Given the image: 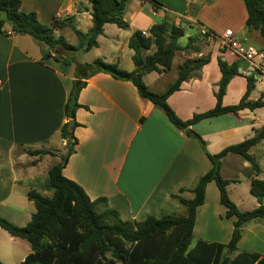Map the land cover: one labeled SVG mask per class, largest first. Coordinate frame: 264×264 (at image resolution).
Here are the masks:
<instances>
[{
  "label": "crops",
  "instance_id": "crops-1",
  "mask_svg": "<svg viewBox=\"0 0 264 264\" xmlns=\"http://www.w3.org/2000/svg\"><path fill=\"white\" fill-rule=\"evenodd\" d=\"M136 2L138 7L130 17L125 10L127 29L114 24L105 25L100 37L110 39L113 44L119 40L121 43L112 48L109 62L102 60L123 69L127 58L133 62V52L127 54L132 34L135 31L148 32L157 23L196 28L197 34L186 31V36L206 41L211 49V61L194 72L168 103L183 121L213 109L222 76L218 57L229 64L238 63L239 70L248 67L234 52L220 44L228 29L233 30L243 44L253 35L245 30L248 14L243 1L151 0V8L146 0ZM21 10L36 13L38 20L45 25L51 26L54 20L73 18L77 28L84 33L87 32L81 26L88 31L93 27L92 7L88 0H21ZM109 26L115 27L110 33ZM68 28L59 29L56 35L64 36L63 32ZM206 33L210 36H201ZM99 38V46L93 49L100 48ZM66 41L75 47L80 44V41L79 44ZM47 51L46 45L29 35L15 34L8 25L0 31V217L20 227L26 226L35 212L28 193L38 189L31 186L42 188L48 177V174L36 175L33 169L47 157L60 159L63 148L67 147L62 128L70 121L66 117V105L75 81L79 80L77 64H91L84 59L87 53L59 48L52 57L46 58ZM183 62L176 57L171 70L154 72L158 75L154 83L172 72L175 82ZM133 66L132 70L126 71H134V63ZM84 74L81 72L80 79L87 85L79 95L78 103L82 108L76 112L78 126L73 130L78 144L63 170L65 177L80 185L93 201L105 199V204L99 206L100 211L107 206L117 211L124 221L142 222L149 217L159 219L185 214V207L173 197L192 199V193L181 194V190L192 189L199 178L213 168L200 142L177 129L163 111L142 99L131 81L118 80L106 73H97L86 79ZM152 84L146 83V86L152 92L163 93L173 83L165 89H155ZM254 90L250 101L264 95L254 97ZM246 91L247 78L239 73L229 84L224 105L239 104ZM263 110H243L237 115L205 119L190 130L201 136L210 154L216 155L226 147L253 137L256 130L263 128ZM35 150H48L55 155L30 156L27 153ZM251 153L261 168L259 178L264 180V140ZM238 172L244 175L242 180L236 177ZM221 175L231 181L229 189L237 182L251 183L254 170L242 157L230 154L221 162ZM46 192L40 193L52 196V192ZM229 197L241 210L243 201ZM258 206L257 201L256 208ZM225 212L216 183H209L205 203L197 212L193 232L196 240L229 243L234 225L232 222L223 224ZM0 239L5 241L6 252L11 253L12 248L16 251V264H21L31 253L22 244L23 240L13 238L1 227ZM238 250L264 255V220L245 225ZM5 260L0 262L9 264L11 258Z\"/></svg>",
  "mask_w": 264,
  "mask_h": 264
},
{
  "label": "trees",
  "instance_id": "trees-1",
  "mask_svg": "<svg viewBox=\"0 0 264 264\" xmlns=\"http://www.w3.org/2000/svg\"><path fill=\"white\" fill-rule=\"evenodd\" d=\"M92 7L93 27L88 33L79 30L73 18L54 20L53 24H42L36 13L21 10V0H0V31L9 26L19 35H29L47 46L44 57H52L59 48L88 53L99 46L98 38L104 34L105 25L114 24L120 29H127L124 21L127 0H88ZM247 10L246 32L256 31L263 39L258 50L264 52V0H242ZM157 5L156 2H154ZM70 27L78 37L80 44L75 47L68 44L65 37L56 35V31ZM186 36L182 27L167 22L157 23L144 36L135 31L130 37L128 47L133 51L135 70L128 72L117 64L97 59L89 64H77V78L66 105V117L70 121L62 128V138L68 142L66 153L61 161L48 172L44 191L52 192L45 196L36 189L29 191L28 198L35 205L31 221L20 227L0 217V227L13 238L29 243L31 253L21 264H264V255L251 252H239L238 244L247 223L264 220V180L260 179L261 168L251 151L264 140V127L255 131V135L241 143L231 145L220 153L212 155L206 142L193 130L192 126L205 119L223 115H237L240 111L264 108V95L256 101L249 97L256 87L254 77L247 78V91L239 104L224 105V97L231 81L239 75V64H229L218 57L221 80L215 94L216 105L213 109L195 114L188 121L181 120L170 107L169 98L188 81L192 74L200 71L211 61L210 56H203L197 46V37H189L185 46L180 44ZM204 38L210 34L202 35ZM179 52L196 53L200 56L185 60L178 68L175 82L163 93L152 92L143 78L151 73H164L172 69ZM56 58V57H55ZM86 79L97 74L106 73L118 80L131 81L144 100L151 102L165 113L172 124L188 136L195 137L213 168L199 178L192 189H182L181 194L190 192L192 199L174 196L186 208L183 215H168L162 218L149 217L145 221H124L120 214L105 206H99L106 200L93 201L85 190L63 174L71 155L75 153L78 140L75 131L70 132L72 123L76 128V112L82 105L78 103L80 92L87 83L81 81L80 74ZM30 156L55 155L48 150L27 152ZM242 157L254 170L250 193L259 206L251 211H241L230 199L228 186L231 181L221 175V162L228 155ZM215 182L220 193V203L225 208V218L233 219L234 231L229 243H213L204 240L194 242V228L198 209L204 205L209 183ZM228 253H231L228 256ZM0 264H3L0 262Z\"/></svg>",
  "mask_w": 264,
  "mask_h": 264
},
{
  "label": "rangeland",
  "instance_id": "rangeland-1",
  "mask_svg": "<svg viewBox=\"0 0 264 264\" xmlns=\"http://www.w3.org/2000/svg\"><path fill=\"white\" fill-rule=\"evenodd\" d=\"M146 4L148 5L149 8H151L153 6V3L151 2V0H146ZM137 2L136 0H127L126 1V9H127V17H130V15L132 14V12H134L137 9ZM83 28V30L85 32H89L85 26H81ZM114 26H109L108 28V32H111V28H113ZM185 31L189 32L191 35L197 34V29H190L188 26H183ZM115 28V27H114ZM253 35L251 36V38L247 41H245L244 44L246 45H251L256 47L257 49L261 48L263 45V39L260 36V34L256 31L252 32ZM64 37H66V39H68L71 43H76L79 44V39H76L73 30L69 27L66 32H63ZM202 36V35H201ZM100 41V48L99 49H92L90 52H88L85 55V60H87L88 62L92 63L94 60L100 58V59H105L109 62V60L112 59V48H117L118 45H120V40L118 41L117 44H113V42L110 39H105L103 37L99 38ZM188 42V37L185 36L183 38H181L180 40V44L181 45H186ZM207 42L206 41H201L198 39V41L196 43L193 44V46H197L201 52L203 56H210L211 54V49L208 48L207 46ZM129 48V47H128ZM128 50V49H127ZM131 49H129L127 51V54L129 56V54L131 53ZM133 52V51H132ZM80 55H78L79 57ZM83 56V54L81 55V57ZM199 54L196 53H182L179 52L177 55V60H187V59H195L197 57H199ZM176 60V59H175ZM133 62L131 59L127 58V61L125 63V65L123 66V69L125 70H132L133 69ZM122 69V70H123ZM158 76L157 74L153 73L148 75L145 79L144 82L145 84L147 83L148 85L152 84L153 87L155 89H165L166 87H168V85H170L171 83H174V77L175 74L172 72L170 74H168L167 76H164L160 82L158 83H154L155 77ZM152 87V86H151ZM262 94H264V88H262V84L261 83H257L255 90H254V97H260ZM264 112V110H263ZM62 153V152H61ZM66 153V149L63 148V153L60 154V159H55V158H51V157H47L41 164L38 165L37 168L33 169L34 173L37 175H41V176H47L49 170L56 165L57 163H59L61 161V156ZM46 174V175H45ZM240 177V179H243V174L238 172L236 174V177ZM47 179V177H46ZM45 179V180H46ZM235 179V178H233ZM239 179V178H238ZM31 187H35L38 189V191H44L42 188L38 187V186H31ZM250 187H251V183L249 182H243L242 183H234V185L228 189L229 192V196H231L233 199H236L238 202L239 201H243V203H241V210L244 211H251L253 209L256 208V204H257V200L255 197H253L250 193ZM46 193H49L48 191ZM50 196V195H49ZM186 209V208H185ZM35 211V210H33ZM223 217V216H222ZM224 222L223 224H227V222H232L233 223V219H227L224 217ZM6 232V231H5ZM8 233V232H7ZM222 234H224V231H221ZM6 234V233H5ZM8 236V235H7ZM197 237L194 236V242L197 241L196 240ZM220 239H224V238H220ZM2 240L0 239V260L1 261H6L5 259L7 257L11 258L10 262H8L9 264H16L17 263V253L16 251H14V248L10 249V252H6V249H4V242H1ZM21 241V240H20ZM23 242L22 244H24V246H26V248L28 250H31L30 245L27 241L23 240L21 241ZM3 243V244H2ZM231 255V254H230Z\"/></svg>",
  "mask_w": 264,
  "mask_h": 264
},
{
  "label": "built area",
  "instance_id": "built-area-1",
  "mask_svg": "<svg viewBox=\"0 0 264 264\" xmlns=\"http://www.w3.org/2000/svg\"><path fill=\"white\" fill-rule=\"evenodd\" d=\"M144 36H148V32L143 31ZM222 48L229 49L241 61L247 63L246 69H240L239 73L245 78L254 77L257 83H261L264 87V52L258 50L251 45H245L238 40L233 30L228 29L224 32L220 39Z\"/></svg>",
  "mask_w": 264,
  "mask_h": 264
},
{
  "label": "water",
  "instance_id": "water-1",
  "mask_svg": "<svg viewBox=\"0 0 264 264\" xmlns=\"http://www.w3.org/2000/svg\"><path fill=\"white\" fill-rule=\"evenodd\" d=\"M69 130H70V132H73V130H74V125L72 123L69 126ZM67 144H68V142H67ZM230 254L231 253H228V256H230Z\"/></svg>",
  "mask_w": 264,
  "mask_h": 264
}]
</instances>
